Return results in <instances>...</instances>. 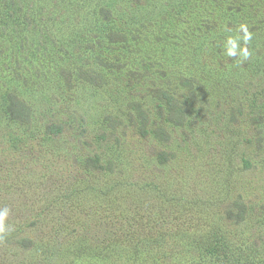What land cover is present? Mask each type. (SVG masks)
Masks as SVG:
<instances>
[{"label": "rangeland", "instance_id": "374dc122", "mask_svg": "<svg viewBox=\"0 0 264 264\" xmlns=\"http://www.w3.org/2000/svg\"><path fill=\"white\" fill-rule=\"evenodd\" d=\"M201 2L0 0V163L10 161L12 170L0 187L27 180L7 194L9 217L28 211L43 182L57 194L59 177L79 171L74 157L85 153L72 148L77 131L48 138L50 125L60 123L86 130L85 149L91 131L100 130L120 161L139 146L155 158L154 172L136 161L129 181L115 183L118 205L143 219L171 208L187 214L182 202L163 204L147 188L153 180L178 190L183 181L202 219L139 229L130 242L105 247L76 236L33 248L31 237L19 264H264V164L260 172L238 170L242 156L264 161V98L252 111L247 106L264 89V0ZM240 23L253 33L252 56L242 63L223 47ZM98 183L88 191L77 182L73 190L83 199L64 198L77 217L96 200L104 205V178ZM223 188L252 201L238 228H210L221 213L209 198Z\"/></svg>", "mask_w": 264, "mask_h": 264}, {"label": "trees", "instance_id": "16d2710c", "mask_svg": "<svg viewBox=\"0 0 264 264\" xmlns=\"http://www.w3.org/2000/svg\"><path fill=\"white\" fill-rule=\"evenodd\" d=\"M207 0H202L201 4L206 3ZM254 92V93H253ZM248 97V109L250 111L256 109L259 105L258 100L264 98V89L254 90ZM140 115L146 114L145 110L140 107ZM79 125L80 123L77 122ZM68 127H63V124L58 123L57 125H50L48 130V138H53L56 141H60L63 136L72 131H77V143H72L73 150L75 152H83L85 155L77 153L74 157L79 171L74 174V169H70L67 176L63 174L59 177V183L57 186L58 193L55 194L51 192L49 183H42V193L38 192L36 199L27 201V212L22 214L15 215L14 219H8L7 223L14 227V230L8 234L3 241H0V247L3 248V252L0 251V264H7L10 259L13 258V261H17L19 264V259H17L20 252L24 251L27 246H30L31 237L37 239V245L35 247L47 248L50 246L49 243L54 239L59 237L67 238V240L74 241L76 236H80V241L84 244L97 243L99 246H107L108 244L117 241V239L124 240L125 237L130 238L138 232L139 229H172L174 227H182L181 223H196V220H202L195 217L194 213H199V209L194 211L192 210V205H199L197 201L190 198V192L187 194L183 185V181L179 186L178 190H170L169 185H157L155 181L151 180L147 184V188H152L156 190V198L158 200L162 199L170 206L180 205V202L183 203L181 206L183 211H176L171 208V210H166L160 214L152 213L145 219L142 217H137L135 213L137 211L131 212L129 208L122 207L116 202L118 201L117 197L114 195L115 183H119L127 180L131 177V174L128 173L137 161V166L144 165L149 167V171L153 170L152 164L155 162V158H152L150 153L139 146L138 151H132V154H129L130 161L127 163L122 162L118 159L119 154L116 156L111 150L110 146L106 145L108 141H105V133L103 131H96L90 134L89 139L92 142V146L89 145L85 149L86 143L84 137L85 129H82V126L79 128H73L70 125ZM33 134V132H32ZM76 134V133H73ZM36 135V134H35ZM247 140H250L247 138ZM71 145V144H70ZM141 147V148H140ZM64 152H69L68 148L63 147ZM230 153V152H228ZM127 159V157H126ZM128 160V159H127ZM253 158H247L242 156L240 158L241 165L238 167V170H250L253 169L256 172H260L261 169H257V164L263 166V158H260L261 161L253 162ZM6 161L8 165H5ZM11 162L8 160H1L0 163V179H7L10 177L12 172ZM231 165L235 168L236 165L234 161H231ZM261 168V167H260ZM67 169V168H63ZM148 171V172H149ZM150 176V175H148ZM15 178L11 183H6V187L3 189L0 187V202L1 207H8L10 199L8 197V192L10 189L15 186H25L27 180ZM104 178V191L101 193V197L104 198V205L98 207L97 202L92 203L91 206L87 207L83 214H80L77 217V212L73 204H67L64 201L68 202V199L73 200H82L85 193H77L73 190V184L79 182L80 188L82 190L91 191L94 189L95 184H99L98 180ZM50 179H46L47 181ZM73 180L72 182H70ZM52 184V183H51ZM211 187V186H210ZM222 192L214 196H210V205L211 202L218 203L219 208L215 209L221 213V216L217 219V222L213 224L212 228L218 227V229H223L222 222L228 225V229L238 228L241 222L246 220V211L248 208L252 207V201L244 200V195L242 191L236 189H226L223 188ZM193 195H196V193ZM204 193H199L197 195H202ZM187 195V197L185 196ZM226 196H229V199H226ZM214 198V200H213ZM185 199L184 201H182ZM88 200V199H87ZM103 201V200H102ZM186 203V204H185ZM117 204V205H116ZM64 208H67L66 211ZM213 211V214L216 213ZM79 213V212H78ZM186 214V215H185ZM185 215V216H183ZM182 221V222H181ZM198 228V227H197ZM207 229V228H199ZM33 241V240H32ZM16 258V259H15ZM14 264V262L9 263Z\"/></svg>", "mask_w": 264, "mask_h": 264}, {"label": "clouds", "instance_id": "9594fccd", "mask_svg": "<svg viewBox=\"0 0 264 264\" xmlns=\"http://www.w3.org/2000/svg\"><path fill=\"white\" fill-rule=\"evenodd\" d=\"M239 33H242L240 35ZM253 39V33L249 31L246 23H240L238 25L237 34L226 37L224 43L225 55L228 57H238V63L247 61L251 56L252 52L249 50L247 45ZM243 41V44L240 42ZM10 215V209L8 207L0 208V241L14 230L12 225L7 223Z\"/></svg>", "mask_w": 264, "mask_h": 264}]
</instances>
